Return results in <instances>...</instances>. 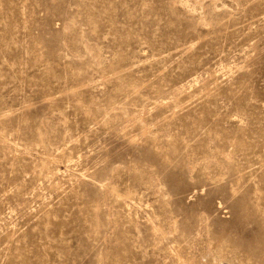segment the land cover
Segmentation results:
<instances>
[{"label": "rangeland", "instance_id": "1", "mask_svg": "<svg viewBox=\"0 0 264 264\" xmlns=\"http://www.w3.org/2000/svg\"><path fill=\"white\" fill-rule=\"evenodd\" d=\"M0 264H264V0H0Z\"/></svg>", "mask_w": 264, "mask_h": 264}]
</instances>
